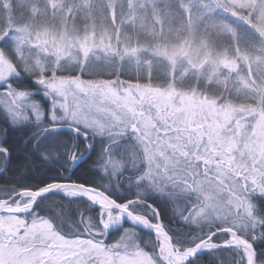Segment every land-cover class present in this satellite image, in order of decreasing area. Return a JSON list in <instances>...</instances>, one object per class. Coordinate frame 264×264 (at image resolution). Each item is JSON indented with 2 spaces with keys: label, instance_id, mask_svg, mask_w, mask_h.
Returning <instances> with one entry per match:
<instances>
[{
  "label": "snow or ice",
  "instance_id": "snow-or-ice-1",
  "mask_svg": "<svg viewBox=\"0 0 264 264\" xmlns=\"http://www.w3.org/2000/svg\"><path fill=\"white\" fill-rule=\"evenodd\" d=\"M0 264H264V0H0Z\"/></svg>",
  "mask_w": 264,
  "mask_h": 264
}]
</instances>
